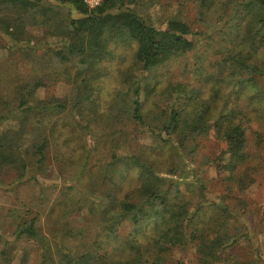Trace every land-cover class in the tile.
I'll return each mask as SVG.
<instances>
[{"label":"trees","instance_id":"16d2710c","mask_svg":"<svg viewBox=\"0 0 264 264\" xmlns=\"http://www.w3.org/2000/svg\"><path fill=\"white\" fill-rule=\"evenodd\" d=\"M137 1L102 0L88 9L83 0H0V33L25 56L45 58L46 70L61 67L70 88L63 98L38 99L45 76L16 86L8 114L20 128L0 129V185L8 179L14 188L42 185L37 176L57 174L56 212L47 217L55 222L69 208L73 215L47 237L36 212H10L9 230L0 234L4 264L20 242L39 247L38 264H170L177 250L197 264L264 263L246 197L264 177V0H177L178 12L163 26L143 19L132 6ZM38 24L64 40L37 54L24 45L23 33ZM119 44L132 60L124 67L121 58V85L108 100L100 95L102 62L113 59ZM181 61L187 81L169 79L159 88L143 74ZM62 116L75 132L73 143L59 144L54 126H47ZM52 139L57 149L50 155ZM210 140L217 153L201 157ZM180 154L197 166L189 182L162 175L192 174ZM172 157L177 166L168 163ZM212 166L219 192L203 182ZM134 181L130 191L118 186ZM78 217L97 225L91 235ZM242 239L246 261L229 252Z\"/></svg>","mask_w":264,"mask_h":264},{"label":"rangeland","instance_id":"374dc122","mask_svg":"<svg viewBox=\"0 0 264 264\" xmlns=\"http://www.w3.org/2000/svg\"><path fill=\"white\" fill-rule=\"evenodd\" d=\"M179 1V0H178ZM177 0H160V2L156 0H138L134 6L137 13L143 18L150 21V23L156 26H163L165 20L174 15L176 11L178 12V4ZM131 6V7H132ZM67 13V11H65ZM76 16L74 12H71V17ZM24 45H28L33 50H38L37 54L43 52V48L53 47L55 44L61 43V40H64L63 36L59 34H52L51 28L47 25L38 24V25H26L23 33ZM27 42V43H26ZM12 40H8L6 36L0 33V117L5 115L6 118L0 124V129H11L16 130L19 129L18 120L14 117L12 118L8 112L13 110L14 100L9 101L12 98V94L17 85L22 84L23 82H27L28 80H33L34 77L45 76L44 79L46 86L40 88L36 92V97L38 99L45 98H63L69 94V85L64 76V72L61 67H55L51 70H46L47 66L45 65L46 59L41 58L39 55H28L25 56V52H21L18 49L15 50L13 47ZM114 49V57L108 61L102 62L107 69V74L101 81L100 95L105 96L109 95L108 100H112L114 98L115 93L117 92V88L119 87L120 80L117 77L116 72L118 71V66L121 64V58L125 59L124 67L129 66L132 60V51L128 47H124L123 45L112 46ZM40 50V51H39ZM183 61V60H182ZM179 62V64H169L168 67L163 66L158 68L152 72H144V76L150 85L158 84L159 88H162L166 85L167 81L170 79L171 81L178 82L180 80L187 81V78L182 74V65L184 62ZM72 74V73H71ZM116 87L112 89L114 86ZM111 89V90H110ZM105 94V95H104ZM7 101L11 102L7 105ZM151 105L148 104L147 108H150ZM65 116H62L58 121L52 120L48 123L47 126H54V136H58L54 140L58 141L59 144L64 140H69L70 143H73L76 139L73 131H69L67 128L68 120L65 119ZM29 127V126H28ZM27 127V128H28ZM144 130V129H141ZM25 140V139H24ZM51 143L53 141L50 140ZM26 142V140L24 141ZM96 140L90 142V145H94ZM142 142V141H141ZM149 142V141H145ZM125 146L122 145L120 149H118L119 154H123L125 152ZM55 143H52L50 146V155H53L54 151H56ZM217 153V145L214 141L210 140L209 142L204 143V148L202 149L201 157L203 155L214 156L213 153ZM182 162L185 164L187 170L191 173L194 171V168L197 167L194 164L189 162V160L182 154ZM104 153L100 150L97 153L96 158L102 159ZM99 160V161H100ZM174 163H173V162ZM173 166H177L180 161L176 158H171L168 162ZM203 167H200V173L196 175V177H201ZM165 170V169H164ZM164 172V171H163ZM205 179L203 180L204 184H209L208 187L213 188L215 191L219 192L222 188V181H219V176L216 173L214 167H208L205 169ZM57 175V174H55ZM51 176L50 178H37L40 180L42 185H35L34 182H30L29 184H25L23 186H19L14 188L9 183L11 179H8L6 183L0 185V234L5 232L8 229L9 221L11 220L9 213L12 211L19 210H31L36 212L39 215V220L37 222V226L40 228V231L43 235L50 237V233H54L61 227L60 225L67 219V216L71 219L69 215L71 209L69 208L68 212L62 213L61 217L55 219V222L51 219L54 217H47L48 212H56L52 208L53 203L59 199V187L61 185V180L56 176ZM131 177L129 181H132L133 174H130ZM165 178L172 179L173 181H191L195 178L194 173L188 174L185 176L178 175H168L162 174ZM118 181V180H116ZM119 184L118 182H116ZM136 182L133 184L126 185H118L122 187L123 192L130 191L133 187H135ZM100 188V187H99ZM99 190L98 188L95 191ZM118 193V192H116ZM247 201L249 208H251V212H254V215L251 217L252 223L255 226L256 236L262 243L260 249H262L263 255L262 259L264 260V177L258 178L257 182L250 187V189L246 192ZM260 208V211H256ZM17 213H13V216H16ZM58 216L57 213L55 214ZM12 216V215H11ZM89 217V216H88ZM81 217L76 218L80 223ZM91 220V218L89 217ZM71 221V220H70ZM57 223V224H56ZM77 223V225H80ZM82 225L87 226L89 235L93 232L94 226L97 228V225L94 223H82ZM88 235V236H89ZM5 240V239H3ZM3 242H0V251L3 246ZM11 245H13L11 243ZM242 248V249H241ZM232 254L244 255L245 261L247 259V244L242 239L239 241L235 247L229 250ZM12 254L15 256L12 258L10 264H38L40 249L39 247L33 243H17L15 244V248L12 251ZM21 257H24V260H21ZM183 259L185 264H197L195 262L194 256L191 254H182L179 250L174 251L170 255V264H174V260ZM253 259V258H252ZM251 259V260H252ZM248 260V259H247ZM0 264H4L0 260ZM217 264H225V263H217ZM264 264V263H263Z\"/></svg>","mask_w":264,"mask_h":264},{"label":"built area","instance_id":"2783aa9c","mask_svg":"<svg viewBox=\"0 0 264 264\" xmlns=\"http://www.w3.org/2000/svg\"><path fill=\"white\" fill-rule=\"evenodd\" d=\"M102 0H83L84 5L88 9H94L101 4Z\"/></svg>","mask_w":264,"mask_h":264}]
</instances>
